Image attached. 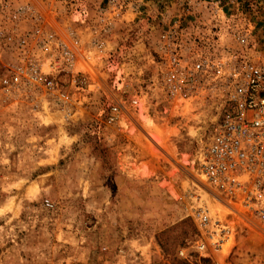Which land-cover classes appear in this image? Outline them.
Masks as SVG:
<instances>
[{"label":"rangeland","instance_id":"374dc122","mask_svg":"<svg viewBox=\"0 0 264 264\" xmlns=\"http://www.w3.org/2000/svg\"><path fill=\"white\" fill-rule=\"evenodd\" d=\"M72 1L0 0L2 27L13 25L20 4L41 18L0 36V264H215L196 252L192 207L198 152L226 84L205 79L183 99L155 90L158 17L189 12L193 27L219 29L222 45L255 62L264 57V0H145L151 14L116 28L104 64L98 53L84 60L85 44L99 38L73 37L75 70L48 77L69 102L45 86L7 91L4 80L23 58H48L41 47L51 27H84L73 23ZM100 3L82 1L91 24ZM134 91L145 106L128 113L131 125L108 123L109 106Z\"/></svg>","mask_w":264,"mask_h":264},{"label":"built area","instance_id":"2783aa9c","mask_svg":"<svg viewBox=\"0 0 264 264\" xmlns=\"http://www.w3.org/2000/svg\"><path fill=\"white\" fill-rule=\"evenodd\" d=\"M77 1L70 5L77 7L73 23L84 27L75 26L74 31L70 27L62 31V25L51 27L50 39L41 47L48 58H23L15 73L4 80L7 91L45 86L56 99L69 102V96L48 77L62 67L75 70L80 59L73 44L77 37H73L81 31L99 38L85 44L84 60L90 64L98 53L104 64L108 52L114 50L109 37L116 28L134 22L142 13L151 14L145 0H101L96 21L91 24L83 0ZM38 13L27 3L20 4L12 14V26L19 27L29 19L38 22ZM187 14L157 16L159 33L153 51L159 60H152L156 65L152 86L164 97L183 99L205 79L215 85L226 84L209 140L198 152L200 179L192 207L198 228L195 249L215 264H264V57L251 62L246 54L233 52L230 43L222 45L219 29L213 27L206 35L205 29L192 26ZM12 26L0 24V36L14 30ZM28 34L23 31V38ZM67 34L69 38L63 37ZM25 42L21 41L22 47ZM44 66L51 70L48 74L43 73ZM76 75L86 82L87 78ZM142 97L136 91L129 101L120 97L109 106L107 122L131 125L128 113L145 106ZM46 205H51L49 200ZM254 239L257 246L252 244Z\"/></svg>","mask_w":264,"mask_h":264},{"label":"bare ground","instance_id":"6f19581e","mask_svg":"<svg viewBox=\"0 0 264 264\" xmlns=\"http://www.w3.org/2000/svg\"><path fill=\"white\" fill-rule=\"evenodd\" d=\"M255 241H256V239H254V241L252 242L253 246H257L258 245V243L255 242Z\"/></svg>","mask_w":264,"mask_h":264}]
</instances>
